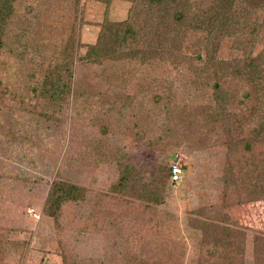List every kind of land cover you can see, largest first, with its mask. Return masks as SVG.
Here are the masks:
<instances>
[{"label": "rangeland", "instance_id": "374dc122", "mask_svg": "<svg viewBox=\"0 0 264 264\" xmlns=\"http://www.w3.org/2000/svg\"><path fill=\"white\" fill-rule=\"evenodd\" d=\"M245 3L232 1L235 20ZM144 10L142 0H15L0 31V264H264V252L254 251L255 237L264 236V198L237 194L244 175L235 191L223 183L230 145L245 134L209 111L225 97L234 116L243 92L254 99L252 82L221 68L264 47V0L245 11L249 32L240 24L237 34L216 37L209 69L197 58L206 30L170 36L164 15L156 39L170 51L159 56L146 47L152 30L141 24ZM191 14L180 25H191ZM128 18L140 23L137 41L106 35L107 55L84 57L103 19ZM63 51L72 61L70 90L53 103L37 90ZM120 161L144 178L176 161L182 173L159 186L161 202H148L136 196L141 180L130 192L114 189ZM56 180L82 186L85 198L63 203L53 217L45 200ZM203 222L243 232L233 256L216 252Z\"/></svg>", "mask_w": 264, "mask_h": 264}, {"label": "trees", "instance_id": "16d2710c", "mask_svg": "<svg viewBox=\"0 0 264 264\" xmlns=\"http://www.w3.org/2000/svg\"><path fill=\"white\" fill-rule=\"evenodd\" d=\"M142 1H144L145 6V21L141 24H144V27H146L145 30H152L151 37L147 41L146 47H148L150 51L153 50V52L159 56H164L165 53L170 51V49L166 47L165 43L157 40L160 38V32H165L162 28V18L164 15H167L169 19L166 29L170 31V36L173 32H175L174 36H177L181 28L183 29V35L191 29L206 30L207 40L203 44V51H198L197 58L202 60L204 62V66L209 69L216 60L214 55L217 48L214 42L216 37L218 35L237 34L239 28H241L240 24H242V26L244 25L243 28L246 29V32H249L247 31L248 18L246 19L243 16L245 15V11L247 9L256 7L259 0H247V3L244 5L247 9L242 12V20H235L230 13L232 10L231 5L233 0H209L208 3H200L198 5L195 1L192 2V0ZM14 2L15 0H0V31L5 20L11 15ZM129 13L132 14V11ZM187 13L189 15L192 13V24L188 27L180 25V22L184 20ZM136 24L139 25L140 23H131L129 18L123 22L103 19L98 31L96 42L88 46L84 57L86 59L95 60L101 55V52L107 55V51L104 50L106 43L102 44L106 35H111V37L116 36L118 39L123 41L126 40V35L129 34L131 41H137L136 36L138 37L139 29L135 27ZM251 39V36L249 41L244 38V45L248 44ZM66 53L67 51H63L61 60L46 68L41 81L42 85L37 90L39 95L44 93L48 94V98L53 103L66 97L70 90L72 61L67 58L68 56ZM131 56L136 55L133 53ZM222 66L223 67L221 69L223 70L224 68V72L232 71L236 76L242 78L244 77L256 86L253 101L248 102L250 93H242L239 99L238 111L234 116L227 110L225 97L218 100L216 106L219 107L218 109L216 108V111L209 109L211 113H215L211 115V118L216 117V114H219L222 119H232L234 127H239V129L243 130L245 134L244 137L238 139L237 142L230 145V148L233 149L232 153H234V157H232L231 161H229V175L224 179V187L230 191H235L233 185L238 184V179L244 175V177H247L248 181L246 184L243 183L240 189L238 188L236 190L237 194H239L242 190L244 191L245 200L262 199L264 198V47L255 57L247 55L243 60H234L233 64L226 66L222 64ZM201 69H204V67ZM221 69L216 67L215 74H217L218 71H221ZM216 79L217 78H215L212 86H214L215 89H218L219 83ZM260 88L262 89L261 92H257ZM255 147H258V151L256 153H254ZM254 155H257L260 158ZM255 158H257L258 161L257 159L255 160ZM242 161H247L246 168L238 166V164H241ZM248 161L252 163L251 169L248 166ZM258 162L262 163V169L259 173H256L254 169L256 168V164ZM119 167V176L116 183L113 185L115 190L122 191L124 193L130 192L128 191L130 183L133 180L134 182L135 180H141V184L138 185L139 194H136V196L148 202L153 201L159 203L163 200V197L160 196L159 186L163 185L166 178L170 177L169 168L168 172L163 171L162 169H157L149 178H144V174L140 171L136 172L128 161L126 163L120 161ZM84 198V188L82 186L56 180L51 184L48 190L45 200V213L50 216L57 217L63 203L75 200H84ZM203 211V216L205 217H210L212 214L209 209H205ZM203 223L206 225L204 230L206 231L205 236L207 240H210L215 246L221 248L216 250V252L219 254L220 251L225 249L223 251H226L224 252L226 253V256H233L234 254H232L229 249L233 243L237 241V239L241 236L243 237V232L238 231L231 226H220L209 222ZM255 240L256 245L254 251L256 252L257 257V254L261 255L260 251L264 252V236L258 235L255 237ZM205 264L212 263L207 262Z\"/></svg>", "mask_w": 264, "mask_h": 264}, {"label": "built area", "instance_id": "2783aa9c", "mask_svg": "<svg viewBox=\"0 0 264 264\" xmlns=\"http://www.w3.org/2000/svg\"><path fill=\"white\" fill-rule=\"evenodd\" d=\"M181 173H182L181 164L178 161L173 162L170 165V180H171V182L176 181L181 176Z\"/></svg>", "mask_w": 264, "mask_h": 264}]
</instances>
